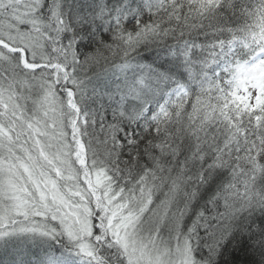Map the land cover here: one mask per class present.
<instances>
[{
  "label": "snow or ice",
  "instance_id": "1",
  "mask_svg": "<svg viewBox=\"0 0 264 264\" xmlns=\"http://www.w3.org/2000/svg\"><path fill=\"white\" fill-rule=\"evenodd\" d=\"M0 264H264V0H0Z\"/></svg>",
  "mask_w": 264,
  "mask_h": 264
}]
</instances>
